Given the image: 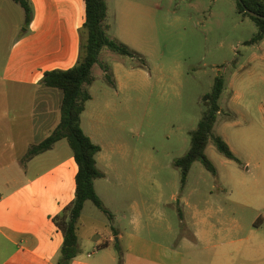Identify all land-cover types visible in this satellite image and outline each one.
Listing matches in <instances>:
<instances>
[{"label": "rangeland", "instance_id": "obj_1", "mask_svg": "<svg viewBox=\"0 0 264 264\" xmlns=\"http://www.w3.org/2000/svg\"><path fill=\"white\" fill-rule=\"evenodd\" d=\"M105 3L106 36L131 55L102 49L86 86L92 99L80 126L101 148L96 166L103 177L93 185L108 213L87 201L83 214L176 249L179 264L254 254L255 246L234 250L227 243L264 242V39L246 44L256 24L238 14L235 0ZM219 76L224 88L213 133L238 162L209 141L205 155L215 173L195 161L182 183L175 161L188 151L203 96ZM62 146L71 151L66 139ZM201 231L205 242H196Z\"/></svg>", "mask_w": 264, "mask_h": 264}, {"label": "crops", "instance_id": "obj_2", "mask_svg": "<svg viewBox=\"0 0 264 264\" xmlns=\"http://www.w3.org/2000/svg\"><path fill=\"white\" fill-rule=\"evenodd\" d=\"M28 1L32 16L23 27L24 10L0 0V264H55L63 235L53 217L75 198L78 170L72 152L62 150L64 139L31 158L25 155L59 124L62 92L42 79L48 71L76 64L85 0ZM113 229L104 218L82 210L77 223L81 252L70 264H118L119 252L121 264H179L176 249ZM197 236L205 242L202 231L193 234L196 242ZM227 245L234 250L255 246L254 254L217 255L210 264H264V242L242 238Z\"/></svg>", "mask_w": 264, "mask_h": 264}, {"label": "trees", "instance_id": "obj_3", "mask_svg": "<svg viewBox=\"0 0 264 264\" xmlns=\"http://www.w3.org/2000/svg\"><path fill=\"white\" fill-rule=\"evenodd\" d=\"M12 1L24 10L23 27H26L32 16L29 1ZM235 1L238 14L249 17L258 29L246 44L260 42L264 39V20L251 17L244 12V8L264 16V0H242L243 7L237 0ZM105 18V0H85V21L79 29L80 42L76 64L67 70L48 71L42 79L43 84L47 87L56 88L62 92L59 124L43 141L29 147L25 155V159L31 158L48 150L55 142L66 139L77 164L75 198L60 214L53 217L54 224L63 235V242L55 264H70L81 252L77 238V223L85 202L90 201L98 209L108 213L96 195L93 185L94 180L103 177L96 166V155L101 151V148L84 134L80 126V116L85 110V104L91 100L86 86L91 85L95 80L92 67L98 63V55L101 50L108 49L121 55H131L125 46L106 36ZM223 88V77H216L210 93L203 96L204 111L197 128L190 133V147L184 156L175 161V166L181 172L182 183L185 182L189 169L195 161H199L208 171L215 173L213 164L205 155V148L209 141L213 142L217 151L225 158L238 162L227 143L213 133V127L220 111L218 100ZM109 217L112 218L111 215ZM112 245L118 252V244L113 243ZM118 264H121L120 252Z\"/></svg>", "mask_w": 264, "mask_h": 264}, {"label": "water", "instance_id": "obj_4", "mask_svg": "<svg viewBox=\"0 0 264 264\" xmlns=\"http://www.w3.org/2000/svg\"><path fill=\"white\" fill-rule=\"evenodd\" d=\"M243 7V4H242V0H237ZM244 12L247 13L248 15H250L251 17H255V18H259L261 20H264V16L260 15V14H257L253 11H250L246 8H244ZM115 241H117V238L115 239Z\"/></svg>", "mask_w": 264, "mask_h": 264}]
</instances>
